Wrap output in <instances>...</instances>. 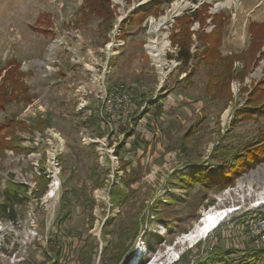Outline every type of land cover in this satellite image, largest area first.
I'll return each instance as SVG.
<instances>
[{"label":"rangeland","instance_id":"obj_1","mask_svg":"<svg viewBox=\"0 0 264 264\" xmlns=\"http://www.w3.org/2000/svg\"><path fill=\"white\" fill-rule=\"evenodd\" d=\"M152 1L110 0L112 18L104 29L100 19L81 14L85 0H0V88L10 87L2 79L7 73L31 94L27 101L9 97L0 112V122L10 118L26 126L0 134L15 145L0 148V203L9 182L23 185L30 197L14 205L13 220L0 217V264H52L55 244L66 248L64 235L74 241L73 256L85 255L83 245L95 246L93 264H193L220 246L239 249L246 244L264 250V240L250 229L254 218L264 216V162L220 191L194 186L187 194L170 179L174 171L185 173L188 164L207 162L213 168L214 148L243 144L264 125L263 117L233 123L250 90L264 84V31L258 26L264 23V0H160L162 6L140 21L138 9ZM202 2L204 24L190 23V51H200L193 33L201 27L218 40L222 55L233 54L234 76L228 81L222 77V86L217 75L210 76L209 60L192 57L183 67L172 56L177 51L169 39L175 17L192 13ZM162 16H167L166 23L157 34L149 33L151 19ZM117 37L124 45L106 58L99 48ZM153 38L161 65L146 49ZM105 62L106 85L123 84L133 98L125 131L116 115L101 107L102 95L91 82L92 71ZM213 68L218 67L211 65V72ZM206 79L212 93L224 94V84H229L231 98L203 97ZM139 92L146 101L159 99L160 116L149 101L136 106ZM92 110L98 128L87 122ZM38 119L50 123L30 130ZM118 145L123 147L119 154ZM117 171L119 176L126 172L127 201L114 206L110 187L119 181ZM44 177L43 193L32 197L31 190ZM168 194L175 197L174 204L165 203ZM156 200L164 203L156 205ZM215 208L228 213L206 236L190 242L186 234L205 211ZM73 256H66L63 264H72Z\"/></svg>","mask_w":264,"mask_h":264},{"label":"trees","instance_id":"obj_2","mask_svg":"<svg viewBox=\"0 0 264 264\" xmlns=\"http://www.w3.org/2000/svg\"><path fill=\"white\" fill-rule=\"evenodd\" d=\"M109 1L110 0H85V4L83 7H81V14L84 17H95L100 19V25L107 29L109 18H112V11L109 9ZM171 1V0H167ZM162 1L160 0H153L149 6L145 7L142 6L138 10L140 12L141 17L139 18L140 21L142 18L149 14L154 13L158 10L159 6H162ZM204 2L200 3L199 6L190 14H181L180 16L175 17L174 19V25L171 28L169 39L171 43H175V46L177 47V51H175L173 58L180 62V64L183 67H188V64L192 57L196 61H201L203 59H207L210 61V76L213 77L214 75H217L216 78L219 84V86H222L223 80H221L222 77H227L226 81H228L234 74L231 70V64L233 58V54L229 55H222V53L219 50V44L218 40L214 39V37L210 33L204 32L201 27H199L193 34L195 35L196 42H197V49H200L199 52L191 53V30L189 29L190 23L194 21L201 22V24H204V18L201 19V12L206 11L203 10ZM201 7V8H200ZM161 10V9H160ZM159 10V11H160ZM85 19V18H83ZM196 19V20H195ZM212 21V19H211ZM201 25V26H202ZM179 26L178 30L177 27ZM252 26V25H251ZM259 28L264 31V23L258 25ZM264 34V33H263ZM210 42L211 44H209ZM170 56V55H169ZM171 58V56H170ZM214 61H217L218 63H214ZM222 64V65H220ZM211 65L213 68L211 72ZM195 66L192 67V69ZM225 68V69H223ZM190 68H187L189 71ZM231 70V72L229 71ZM8 72V70H7ZM180 72H186V70H180ZM220 72V75H219ZM190 71L187 73L188 76H190ZM7 74V73H6ZM3 75V83H5V86L10 85L8 89L0 88V112H2L5 108V105L9 102V97L13 98V100H19L22 98L23 100L27 101L31 99V94L27 93V89L25 88V85L23 82H21L19 79L14 78L13 80L9 78V75ZM237 74V73H236ZM186 75V76H187ZM2 85V84H0ZM226 85V89L224 94H221L220 92H209L208 91V79H206L204 83L202 92L203 97L208 96H214L215 100L222 99V101L227 102L231 98V92L229 88V84ZM142 93L139 92V99H136V106L139 103L142 104V102L146 101L145 97L142 96ZM261 99L260 102H257L256 98ZM264 84L263 83H257L249 92V96L246 98L247 101L245 102V105L238 108L234 113V120L233 123L238 122L242 119H248L251 117H263L264 119ZM158 99V98H157ZM154 98L153 101H149L148 105H153V108H155V113L157 116L161 115L162 110V104ZM208 100V98H206ZM214 100V99H213ZM146 101V102H147ZM192 104V103H190ZM157 105V106H156ZM137 109V108H136ZM149 108H146V111ZM135 112V111H134ZM96 111L92 110L88 114L87 122L91 124L92 127L96 128L97 125H99L100 121L95 118ZM154 113V114H155ZM133 116V113L130 112L128 114H117L115 118H117L118 122H121V130L125 131L129 129L128 124L131 122V117ZM94 117V118H93ZM97 120V121H96ZM15 119L10 118H4L3 121L0 122V134L10 129L12 126H18L20 128L24 129L26 126L21 122H16ZM49 120H36L33 123H31V129H43V127L47 126L49 124ZM133 124V123H132ZM134 125V124H133ZM132 125V126H133ZM136 127V126H135ZM98 128V126H97ZM192 131V128H189L190 132ZM31 133V132H30ZM100 133V131H99ZM105 132L102 131V134ZM133 133V132H132ZM131 134L128 136L130 137ZM127 136V137H128ZM136 143L134 142V145ZM11 143H7L3 141V138L0 139V148L1 147H13L15 145H12ZM122 146L118 145L115 147L116 153H120ZM212 158H217L216 165H214L213 168H210V165L207 164V162H200V163H193L188 164V169L185 173H182L180 171H174L170 179L171 184L175 186L176 188L183 190L184 193L188 194V190L191 189L194 186H199L200 189L203 190H216L220 191L226 187L232 186L235 183V180L244 172H246L248 169L254 167L259 162H264V125L257 130V133L254 135L253 139L246 141L243 144L237 145V146H221L218 148H214L212 152ZM123 167H121L122 169ZM118 169L119 171L121 170ZM119 171L114 174L115 178H118V182H113V184L110 187V193H111V201L114 206L120 205V203H123L127 201V191L126 188H128L127 178H126V172L122 171L121 176L118 175ZM43 183L40 182L38 187H35L33 190H31L30 195L32 197H40L43 193V186H45V182H47V178H43ZM41 186V187H40ZM3 198L4 200L0 203V217H6L10 219L15 218V211H14V205L16 203H20L23 200L29 199L30 197L26 195L24 186L21 184L9 182L6 184L4 190ZM171 203L174 204L176 202V199L173 195L168 194L165 197V203ZM156 205L159 203H164L160 200H156ZM245 226V224H243ZM106 226L103 227V233L106 234L108 230H106ZM63 238L66 240L65 247L60 246V244H55V247L53 248L52 252L54 254V262L52 264H63L67 263L65 260L66 256L70 257L73 256L71 254L74 241L67 240L68 238L63 236ZM249 241V240H247ZM62 247V248H61ZM86 245H83V252L85 253L84 256L80 254V252L76 254V256L72 257V264H93L94 259V248L95 246L89 245L87 249H85ZM235 247V246H234ZM81 248V249H82ZM237 248H230V247H217L215 249H212L209 254H213L211 257H207L202 261L194 262L193 264H264V250H254L249 247H246V244L244 247H238ZM107 249V245L103 247V251L101 252L100 259L104 256L105 251ZM87 250V252H86ZM64 253V254H63ZM234 254H239L237 257H233ZM61 256V257H60ZM50 257V256H49ZM49 260V258H47ZM241 262V263H239ZM41 264H46V262H42Z\"/></svg>","mask_w":264,"mask_h":264},{"label":"built area","instance_id":"obj_3","mask_svg":"<svg viewBox=\"0 0 264 264\" xmlns=\"http://www.w3.org/2000/svg\"><path fill=\"white\" fill-rule=\"evenodd\" d=\"M115 1L118 2V0ZM121 19L122 18H119L117 22H119ZM113 26L115 30L119 28V25ZM124 43L125 42L122 38L117 37L116 39H111V41L105 43L102 47L99 48V51L100 53H104L106 58H109L110 56H113V54L117 53V50H119L120 47L124 45ZM107 66L108 65L105 62L97 67L96 71H100V74H97V72L94 70L91 73V82L97 86L98 92H100L102 95L100 97V99H102L101 107L105 109L104 111H106L107 113H113L114 115L128 114L130 113L128 109H130L133 104V98L126 91V86L123 84H118L110 88L106 85L104 76L107 71ZM82 138H88V140L93 141L91 138L86 137L84 134ZM250 229L251 235L256 236L260 240H264V216H257V218H254Z\"/></svg>","mask_w":264,"mask_h":264},{"label":"bare ground","instance_id":"obj_4","mask_svg":"<svg viewBox=\"0 0 264 264\" xmlns=\"http://www.w3.org/2000/svg\"><path fill=\"white\" fill-rule=\"evenodd\" d=\"M178 6H179L178 3L173 4L172 7L173 10L176 11L178 9ZM166 21H167V16H162L157 21L154 22L153 19H151L150 26L148 29L149 33L157 34L160 28L166 23ZM166 45H167V41L163 38L161 41V46L165 48ZM156 46H157L156 39L154 38L149 39L148 42L146 43V49L151 53V57L153 58V60L158 65H161V60L158 56V48ZM227 213H228L227 209H220V208H215L205 211L200 217L201 222L195 226L193 231H191L189 234H186L187 238L190 240V242H192L193 240L196 241L200 237L206 236L208 232L213 230L221 222V220H223V218L227 215Z\"/></svg>","mask_w":264,"mask_h":264}]
</instances>
